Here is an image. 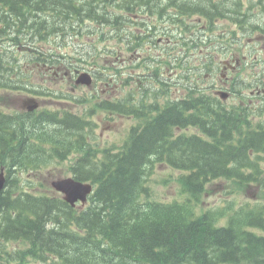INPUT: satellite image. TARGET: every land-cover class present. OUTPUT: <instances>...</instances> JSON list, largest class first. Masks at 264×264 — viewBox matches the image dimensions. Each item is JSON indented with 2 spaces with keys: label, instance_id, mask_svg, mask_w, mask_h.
I'll list each match as a JSON object with an SVG mask.
<instances>
[{
  "label": "trees",
  "instance_id": "obj_1",
  "mask_svg": "<svg viewBox=\"0 0 264 264\" xmlns=\"http://www.w3.org/2000/svg\"><path fill=\"white\" fill-rule=\"evenodd\" d=\"M150 1L153 0H144L149 11L153 7ZM192 1L175 6L179 5L183 15L206 13L209 5L205 0ZM82 8L68 0H0V41L12 29L15 35L11 38L18 45L24 41L29 44V36H65L76 29L74 20L94 17L95 10ZM9 15L15 18L13 22L6 20ZM118 22L112 27L119 28ZM184 33L182 29L181 34ZM131 35L134 45L143 44L147 38L135 32ZM188 37L192 38L190 33ZM115 38L130 42L118 34ZM181 43L194 48L200 42ZM13 76L23 74L4 66L0 58V88L8 86ZM152 79L159 84V92L144 89L138 112H134L148 116L143 119L141 130H132L119 150L102 152L100 160L94 161L86 152L71 166L76 180L95 185L90 205L78 218L72 211H65L68 205L58 198L18 195L19 183L14 188L10 173L12 169L37 171L46 160L80 151L82 139L78 133L84 130V123L69 115L62 119L51 114L0 116V168L9 169L6 190L0 194V238L31 243L29 254L75 255L76 259L63 256L66 264H264V237L247 229L254 225L264 230V208L252 213L244 211L242 216L229 219L226 227L217 228L212 226L216 221L211 213L194 218L192 210L197 207L189 202H139L146 194L144 173L151 158L185 172L180 184L195 204L206 186L218 179L254 184L264 191V119L256 126L250 121L251 113L260 117L264 108L240 109L239 114L234 108L226 110L188 79L184 98L157 104L161 94L167 93V85L159 79L158 69L153 70ZM149 95L156 101L147 103ZM110 109L123 112L119 104ZM243 124L247 126L242 128ZM189 126L196 127L208 140L174 134L175 128ZM72 222L76 231L70 228ZM48 225L54 228H47Z\"/></svg>",
  "mask_w": 264,
  "mask_h": 264
},
{
  "label": "rangeland",
  "instance_id": "obj_2",
  "mask_svg": "<svg viewBox=\"0 0 264 264\" xmlns=\"http://www.w3.org/2000/svg\"><path fill=\"white\" fill-rule=\"evenodd\" d=\"M165 1H171V0H165ZM181 0H178V3ZM246 1V0H243ZM251 2L257 3L258 0H250ZM113 2V0H111ZM189 2V0H186L185 3ZM160 4H166L165 2H160ZM168 4L175 7V2H169ZM264 5V1L262 2ZM113 5L115 6V3L113 2ZM260 6V5H259ZM263 8L262 6H260ZM264 9V8H263ZM111 10H113L111 6ZM129 12V11H128ZM256 12V16L255 15ZM113 13L118 14L117 11H113ZM251 13L253 14V17L250 18V23L246 31L240 30L238 26L232 25L231 22L228 20H224L227 22H221L220 27H218L216 24L213 27H209L207 24L205 25V31L200 32L199 35L205 33L204 38H199L200 41H205L207 44V52H210V45H212L215 48L220 49L222 52H228L227 58H224V55L218 56V59L220 60H226L230 62L231 58H238L239 59V65H233L231 69H226L225 73L223 75L224 77L228 78V82H230L234 77H243V79H246L251 74L260 73V70L264 69V61L262 63L261 60H264V33L260 32L259 30L254 31L252 33H249L251 31L250 24H252L254 27H260L264 28V12L260 9L258 10L257 6H254V9L251 10ZM131 17V16H130ZM129 17V18H130ZM114 17L109 18V20L113 19ZM243 18H240V20ZM151 22H148L149 25L158 26L163 23L158 22L155 20V16H153L151 19ZM204 20V19H203ZM203 20H198L199 23L204 25ZM216 21V20H215ZM249 33V34H248ZM248 34V35H247ZM218 36H222L223 39H218ZM60 37H64L63 35H60ZM158 36L154 38L156 40ZM86 42H89V39L85 40ZM166 41L161 43L164 44ZM111 47L114 46L113 43H108ZM234 52L238 53L237 55H234ZM199 50L196 52L191 53V62L198 57ZM128 58V56H126ZM184 60V59H183ZM112 64L116 66V68H122L124 71L125 69L129 68V65L126 64H120L114 63L110 60ZM194 64V63H193ZM195 65H197L195 63ZM222 66L221 64L219 66L218 75L222 76ZM178 74V72H176ZM192 77V80L195 81L197 84L206 83V81H202V79L197 78L196 75L190 74V78ZM222 78V77H220ZM217 79V84L221 85V79ZM191 80H188V82ZM55 84L52 85L55 89L58 88L57 91H67L71 88V86H68V83L66 85H62V79L58 78L54 80ZM253 82H247L245 83L242 88L240 89L242 94H244V100L242 101L238 94H230L229 98L224 101L225 106H231L233 104H241L246 103L248 94L250 92L256 91L255 88H252ZM241 87V86H240ZM174 92L181 96L184 94L185 91H183L182 86H176V88H173ZM228 89H231V86L228 87ZM95 90L93 88L87 89L83 87H79L76 92L77 94L75 96H86L89 94H92ZM75 94V93H74ZM20 95V96H17ZM122 95V93H120ZM25 97L23 94H16V93H9L5 91H0V110H4L7 112H10L11 108H14L15 106L17 108L21 107L22 100ZM262 96L260 98L252 99V101H260ZM26 99V98H25ZM150 100V99H149ZM39 101H42V107L41 108H51V109H69L65 106L64 100H57L53 99L51 97L46 98H40ZM56 102V103H54ZM162 102V100H161ZM88 104L84 106H79L75 112H80L83 108L87 107ZM97 117L94 118L95 121L98 122V127L95 129V134L86 136L85 139L87 142H89V145H87L85 148L89 150L91 153L93 150L108 148L111 146H120L122 144L123 139L126 137L127 133L129 132L130 127L133 124H136L137 121L130 117H122L118 116L116 114H110L103 111L97 112ZM255 123H258L259 119L256 117L253 118ZM247 124H243L242 128H245ZM187 134H193L197 133V130L195 128H189L188 130H185ZM78 135V134H77ZM80 137H82V134H79ZM72 156L69 157L68 160L64 162H57L53 166L42 169L40 173H32L29 175L24 174L22 179H26L27 184L29 185V181L33 182L34 186L29 187L26 182L24 183V188H28L29 190L33 192H43L45 193L48 190V183L56 178H67L71 176V173L69 172V167L72 162ZM264 166V165H263ZM182 174V172L174 170L169 168L165 164L161 163H155L154 165L150 164L147 169V174L144 173L145 183L146 186L149 187V190L151 192V198L153 201L162 202V203H172L174 201L182 202L185 199V196H183L180 192V186L178 183V178ZM26 175V176H25ZM48 193V192H47ZM254 204L259 203L261 205H264V192H261L259 189L257 190L253 185H249L248 187L238 186L234 184L232 181H223V180H217L209 183L207 185V188L205 190V193L201 197V202H198L197 207V214L201 215L204 212L210 211L208 209L212 210H219L222 207H225L229 204L235 206L234 211L237 213L241 212L242 205L244 204ZM244 211V210H243ZM192 213L195 214V212L192 210ZM219 225L224 226L226 224V217H223L219 220ZM4 248V247H3ZM24 246L20 243H12L9 244L7 249L10 251L12 249H19L22 250ZM3 263L6 264L4 257H2ZM32 262V261H31ZM33 263V262H32ZM29 264V261L28 263ZM36 264V263H33Z\"/></svg>",
  "mask_w": 264,
  "mask_h": 264
},
{
  "label": "flooded vegetation",
  "instance_id": "obj_3",
  "mask_svg": "<svg viewBox=\"0 0 264 264\" xmlns=\"http://www.w3.org/2000/svg\"><path fill=\"white\" fill-rule=\"evenodd\" d=\"M126 2H128V0H124ZM160 2H165L166 5L170 6V7H174L170 4H168L169 2H175L176 0H171V1H165V0H158ZM182 1H185L186 0H182ZM205 2H207V4L209 5L206 6L207 9H206V13L203 14V18L204 20L206 21H215V20H218V19H236V20H240V18H244L245 17V14L238 11L235 7L233 6H227V5H224L223 3H221L220 1L218 0H205ZM188 4V3H186ZM128 9H125V13L123 15V24L126 23V20H127V15L129 14L128 13ZM201 14V13H200ZM126 17V19H125ZM125 20V21H124ZM159 20H162L161 18ZM176 29V27H174ZM144 31H148L147 29L145 28H141ZM259 80L255 81L254 82V85L256 86L259 82ZM260 85H262V83H259ZM204 91H206L204 89Z\"/></svg>",
  "mask_w": 264,
  "mask_h": 264
},
{
  "label": "bare ground",
  "instance_id": "obj_4",
  "mask_svg": "<svg viewBox=\"0 0 264 264\" xmlns=\"http://www.w3.org/2000/svg\"><path fill=\"white\" fill-rule=\"evenodd\" d=\"M178 0H176L175 1V4L177 3V4H179L178 2H177ZM192 0H189V3L191 2ZM113 2L115 3V6L113 5ZM113 2L111 3V6H112V8H113V10H110V14L109 15H107L108 16V20H109V18H110V16L111 17H114L113 19H111V20H109L108 22L111 24V23H116V22H118L119 23V25L120 26H123L124 24L122 23L123 22V15H124V13H125V9H128L129 10V8H128V2H126V1H123V0H113ZM181 3H185V1H180ZM78 5L79 6H81V7H83L82 9L83 10H87L86 8H85V5H83V4H81V3H78ZM85 8V9H84ZM113 11H117L118 12V14H116V13H113ZM105 13V12H104ZM201 15V14H200ZM140 28V27H139ZM176 32L182 37V38H188V40L189 39H191V37L189 38L188 37V35H189V33H187V31H186V33H184V34H181V32H182V29H180V28H177L176 27ZM78 53L80 54V55H82L83 54V51L82 50H79L78 51ZM260 74H261V76H259V77H255L253 80H252V82H253V84H252V88H255L257 91H259V90H261L262 89V87L264 86V69H262V70H260ZM257 80H259L258 82L259 83H262V85H260L259 83L255 86L254 85V82L255 81H257ZM240 86H241V84H240ZM202 94L204 95V96H207V91H204V89L202 90ZM162 104L164 103H167V101L169 100V102H172V99L171 98H169V97H162ZM157 104H159V103H157Z\"/></svg>",
  "mask_w": 264,
  "mask_h": 264
},
{
  "label": "water",
  "instance_id": "obj_5",
  "mask_svg": "<svg viewBox=\"0 0 264 264\" xmlns=\"http://www.w3.org/2000/svg\"><path fill=\"white\" fill-rule=\"evenodd\" d=\"M78 82L88 84L89 78L85 75H82L81 77H79ZM35 107L36 105H33L32 107H30V109H34ZM2 186H3V180L0 177V189ZM54 186L56 187V189L65 192L67 194V199L71 202L75 201L78 198L85 197L86 195L85 193L90 192L89 187L81 186L80 184H75L71 180L57 182L56 184H54ZM73 189H75L77 192H79L82 195L78 193H74Z\"/></svg>",
  "mask_w": 264,
  "mask_h": 264
}]
</instances>
